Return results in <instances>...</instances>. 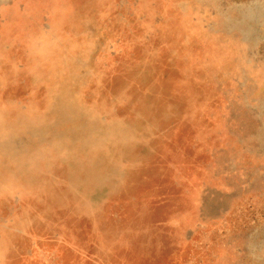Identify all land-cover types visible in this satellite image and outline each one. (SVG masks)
Returning <instances> with one entry per match:
<instances>
[{
	"label": "rangeland",
	"instance_id": "374dc122",
	"mask_svg": "<svg viewBox=\"0 0 264 264\" xmlns=\"http://www.w3.org/2000/svg\"><path fill=\"white\" fill-rule=\"evenodd\" d=\"M0 264H264V0H0Z\"/></svg>",
	"mask_w": 264,
	"mask_h": 264
}]
</instances>
